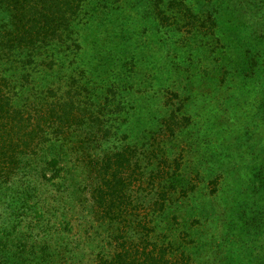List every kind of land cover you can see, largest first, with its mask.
Returning a JSON list of instances; mask_svg holds the SVG:
<instances>
[{
  "label": "rangeland",
  "instance_id": "1",
  "mask_svg": "<svg viewBox=\"0 0 264 264\" xmlns=\"http://www.w3.org/2000/svg\"><path fill=\"white\" fill-rule=\"evenodd\" d=\"M94 2L96 9L81 12L80 58L64 56V44L47 47L62 57L20 98L48 86L63 90L80 72L79 83L98 105L119 106L116 146L134 150L135 208L123 214L127 222L101 218L89 194L98 168L91 154L99 148L88 149L81 137L80 152L76 137H68L42 152L62 159L57 173L41 153L21 156L24 167L11 173L16 192L23 187L27 196L7 237L12 248L26 254L44 221L50 264H97V254L111 255L145 235L190 264H264V0ZM10 13L0 0V26ZM92 16L99 29L88 27ZM11 82L18 85L17 76ZM162 168L167 176L157 173ZM80 181L81 198L73 193ZM163 193L162 210L151 207L146 228L138 226L133 214Z\"/></svg>",
  "mask_w": 264,
  "mask_h": 264
},
{
  "label": "trees",
  "instance_id": "2",
  "mask_svg": "<svg viewBox=\"0 0 264 264\" xmlns=\"http://www.w3.org/2000/svg\"><path fill=\"white\" fill-rule=\"evenodd\" d=\"M3 2L11 12V21L0 26V264H26L29 261L28 255L32 256L29 264H50V261L46 260L50 233L44 221L39 222L40 230H37V236L30 243V249L26 254L21 252L17 255L16 249L12 248L14 242L10 237L19 226L13 223L22 215L17 214L15 210L27 196L21 192L23 187L19 194L16 192L15 185L9 181L11 173L14 174L24 167L22 162L26 160L24 158L26 155L36 156L40 153L42 161L49 164L57 173L62 168L59 166L62 159H49L42 152H45L51 143H62L72 136L79 142L75 148L81 152L83 137L86 146L92 147L88 149L95 151L99 148V153L95 151L91 154V157L95 158L92 163L98 166L97 175H94L95 181L91 182L89 192L93 208L101 218L111 223L121 220L127 222L123 214L130 213V206L135 208L132 203L139 189V185L132 183L131 180V168L136 166L135 160L133 161L134 150L126 144L123 147L116 146L115 122L120 107L107 109L98 105L88 94V89L79 83L80 72L78 76H70L65 89L59 90V85L48 86L37 96L34 91L31 99L21 102V90L27 85H31L33 90L32 78L50 71L62 57L60 50L48 51L47 47L64 44V56L72 53L76 58H80L81 29L84 25L81 23V12L86 5L96 9V2L94 0L93 2L3 0ZM91 20L93 23L88 27L92 30L99 29L93 16ZM26 48L28 50H25ZM94 63L103 62L95 58ZM15 76L19 81L18 85L11 84L13 82L11 78ZM81 89L84 91L83 95ZM108 93L113 97L112 89H108ZM104 144L109 145L107 149L102 148ZM21 156H24L22 161ZM23 173L28 179L29 171L24 170ZM157 173H160L159 176H167L169 171L162 168ZM86 179L87 177L84 178V190ZM73 184L71 177L66 187L72 188ZM150 185L151 188L155 187L154 182H150ZM5 188L8 189L3 191ZM35 189L32 188L33 192ZM73 191L79 193L81 198V181L75 185ZM158 197L160 201L148 199L144 204L148 207L146 212L144 208L142 214H133L135 219L139 220L138 226L142 225L143 229L146 227L142 221L149 209L154 207L152 211H157L163 208L166 194ZM148 238L145 235L141 238L142 241L128 245L123 243L111 255L99 253L95 257L96 263L190 264L185 255L174 256L175 250L172 246L158 248L156 243L149 242ZM20 240L21 238L17 242L20 243ZM9 247L11 249L8 251Z\"/></svg>",
  "mask_w": 264,
  "mask_h": 264
}]
</instances>
